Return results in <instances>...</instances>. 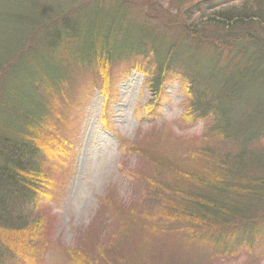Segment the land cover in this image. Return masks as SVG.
I'll use <instances>...</instances> for the list:
<instances>
[{
	"label": "trees",
	"instance_id": "obj_1",
	"mask_svg": "<svg viewBox=\"0 0 264 264\" xmlns=\"http://www.w3.org/2000/svg\"><path fill=\"white\" fill-rule=\"evenodd\" d=\"M110 1L113 7L108 32H119L113 40L99 39L95 32L100 28H93L92 41L83 43L80 17L74 39L70 41L62 33L52 51L40 43L45 40L41 34L48 25L41 13L51 18L49 4L39 13L18 8L17 0H13L7 5L13 7V12L1 13L15 27L9 37L0 39L3 46L13 45L11 63L0 56V106L10 99L11 89L15 97L20 95L19 99L29 98L25 91L31 90L35 101L30 109L19 100L15 109L22 110L17 115L13 113V133L0 132V264L5 252L13 255V260L17 258L15 252L22 254L24 257L17 255L26 263L37 261L36 236L44 220L51 218L50 210L54 214L48 199H42L47 205L34 218L17 212L23 209L28 195L42 196L39 188H46V192L56 189L51 167L40 171L36 165V151L48 152L57 162L73 152L70 142L55 126L41 122L54 111L53 101L74 93L77 73L83 65L92 63L94 68H100L101 76L108 78L111 60L126 54L124 51L143 54L134 44L137 39L141 44L140 36L147 32L143 27L129 25L125 16L128 9L122 1ZM219 1L222 0L168 2L176 11L182 10L175 20L188 23L180 30L181 38H173L196 39L220 47L237 59L234 68L222 71L219 78L206 79L207 76L196 74L197 82L198 78H205V82L200 81L204 91H196L195 82H191L192 91L185 92V118H199L206 122V128L201 136L188 135L187 149L180 153L172 151L167 160L149 155V146L134 144L137 153L156 161L132 168L137 183L134 199L115 200V196H109L110 202H103L104 211L100 208L92 223L80 231L76 246L67 251L78 264H123V258H132L131 264H212L215 258L207 253L215 243L229 242L242 231L252 235L264 233V0H242L212 14L203 8L204 15L192 20L194 9L199 11L203 4ZM115 6L118 11L122 7L123 15H115ZM153 15L164 17L153 7L144 17ZM164 23L173 29L179 25L174 22L173 26L167 20ZM122 30L125 36L119 39ZM73 47L79 51L76 62L68 56ZM169 47L170 54L162 55L157 39L152 41L157 62L151 74L158 78H151L149 86L153 81L161 83L175 56L181 58L177 44ZM60 50H65V54L57 59L55 71L49 69L48 54ZM28 54L32 57L29 63L23 61ZM24 70L33 75L27 88L21 90L24 84L18 74L25 75ZM157 92L154 88L153 95ZM16 120L18 124H14ZM39 197L29 201L31 212L38 209ZM107 216L116 219V223H109ZM124 217L143 222L135 237L123 235Z\"/></svg>",
	"mask_w": 264,
	"mask_h": 264
},
{
	"label": "rangeland",
	"instance_id": "obj_2",
	"mask_svg": "<svg viewBox=\"0 0 264 264\" xmlns=\"http://www.w3.org/2000/svg\"><path fill=\"white\" fill-rule=\"evenodd\" d=\"M8 1L13 0H0V39L9 37L15 27L1 16V13L13 12V7L7 8ZM119 1H122L128 9L125 16L129 25L137 26L138 29L143 27L147 32L140 36L141 44L138 39L134 44L135 48L143 51V54L140 55L135 50L130 53L124 51L126 54L111 60L108 78L101 76L100 68H94L92 63L83 65L81 71L77 73V81L73 86L74 93L62 96L63 100L58 102L52 100L55 109L41 122L46 125L50 122L55 126V129L70 142L73 152L66 159L57 162L48 152L36 151V165L40 171L51 167L56 189L46 192V188H39L43 192L42 196L28 195L23 209L17 212L25 214L27 218H34L47 205L42 199H48V203L53 206L54 214L50 210L51 218L44 220L42 229L36 236L35 242L39 253L37 261L31 263L29 260V263H26L24 256L15 252L13 253L17 258L13 260V255L5 252L2 255V264H78L70 258L67 251L76 246L80 231L85 230L92 223L98 216L100 208L104 211V203L110 202L109 196H115V200L117 198L125 200L126 197L134 199L137 196V183L134 181L132 168H138V165L145 166L148 162L154 164L156 161V159L150 160L148 155L137 153L133 148L134 144L140 147L149 146L151 149L149 155H160L164 160L169 158L172 151L180 153L186 150L187 142L190 144V141L185 140L188 135L201 136L206 128V122L199 118L193 120L185 118L188 100L185 92L192 91L190 83L195 82L196 91H204L201 82H205V78H198L201 82H197L196 74L207 76L206 79L219 78L222 71L228 72L237 62V59L233 58L234 54H228L220 47L217 49L196 39L173 38H181L180 30L188 23L181 19L175 20L182 10L176 11L169 6V0ZM241 1L222 0L211 8L212 4H203L199 11L193 10L192 20L204 15L203 8L212 14L214 10L227 8L231 3ZM70 3L69 0H17L18 8H27L39 13L48 4L50 5L48 13L51 18H48L44 12L41 13L48 20V25L41 34L44 35L45 40H40L49 51L54 50L58 45L62 33H66L68 40L74 39L80 28V17L83 43L92 41L93 28H100L95 32L99 39L106 37L107 40H113L115 34L119 33L108 32V24L112 17L109 12L113 7V2L110 0H76L74 4ZM151 7L162 12L164 17L153 15L145 18V13H148ZM116 9L115 6L113 9L115 15H123L122 7L119 11ZM123 20L125 21V18ZM165 20L169 24L173 25L175 22L179 25H173L176 29L166 27ZM255 27H252V32L255 31ZM120 32L122 34L119 39H122L125 34L123 30ZM155 38L163 52L162 55L168 56L169 46L177 44L181 48L182 56L181 58L175 56L176 60L172 62L169 74L165 75L161 83L154 84L153 81L149 86L151 78L152 80L158 78L155 74H151L157 62V57L152 51V41ZM6 45L8 46L0 43V56L11 63L13 55L9 54L13 51V45L9 43ZM126 49L128 50V47ZM65 52L60 50L48 54L49 69L55 71L57 59ZM78 52L76 47L69 51L68 56L70 55L73 62L77 61ZM28 56L23 59L24 62L31 61L32 57L29 54ZM211 67L217 74L210 70ZM24 71L25 75L18 74L24 84L21 90L27 88L33 75V72ZM154 88L158 91L156 96L153 95ZM3 91L9 92L8 89ZM10 91L12 93L10 99L5 100L6 103L0 106V132L13 133V113L17 115L22 110L21 107L15 109L19 100L20 104H27L30 109L33 108L32 101H35L31 90L25 91V95L29 98L21 99H19L20 95L19 97L13 95V89ZM103 100H105L104 115L101 114ZM14 124H18L17 120ZM45 133L47 134V128ZM62 165L65 166L66 173ZM34 197H39V207L31 212L29 201H33ZM107 218L109 223H116V219L110 216ZM141 223L143 224L140 219L125 218L123 226L125 231L119 232L124 236L135 237L141 228ZM10 233L13 235V231ZM207 254L215 258L212 264H248V262L264 264V233L252 235L250 232L242 231L229 242L215 243L208 248ZM252 256L255 258L251 259ZM132 261V258H123L122 263L131 264Z\"/></svg>",
	"mask_w": 264,
	"mask_h": 264
}]
</instances>
